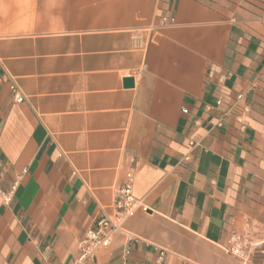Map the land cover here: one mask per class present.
I'll return each instance as SVG.
<instances>
[{
	"label": "crops",
	"instance_id": "obj_1",
	"mask_svg": "<svg viewBox=\"0 0 264 264\" xmlns=\"http://www.w3.org/2000/svg\"><path fill=\"white\" fill-rule=\"evenodd\" d=\"M133 169L90 264H264V0H1L0 264H70Z\"/></svg>",
	"mask_w": 264,
	"mask_h": 264
},
{
	"label": "built area",
	"instance_id": "obj_2",
	"mask_svg": "<svg viewBox=\"0 0 264 264\" xmlns=\"http://www.w3.org/2000/svg\"><path fill=\"white\" fill-rule=\"evenodd\" d=\"M1 2V0H0ZM166 22L174 23L175 19L171 18ZM11 94L13 97V101L16 104H21L25 101V97L23 96L20 88L13 83L11 85ZM246 101V94L241 93L235 97L233 105L226 111L222 113V117L216 123V128H222L224 126V122L229 117L233 116L236 112L240 111L243 113H249V106L242 103ZM218 104H222V100H218ZM192 148H195L196 143H190ZM186 160H189V157H186ZM134 183H135V170H131L126 175L125 183L116 189V198L113 205L115 215L114 218L103 217L99 219L95 226L88 229L84 235V238L80 241L78 247V253L76 257L72 260L70 264H90L92 263L96 255L99 251L103 249H107L111 245L112 237L116 232L127 234L124 229L125 222L136 212L139 210L145 211L139 202L134 197ZM17 185H14L11 193L14 192ZM10 193V194H11ZM10 201L9 195L6 196V202ZM241 247L242 245L238 243L235 249H232L230 252L239 257L241 256ZM129 251L125 252V255H128ZM163 254H161L160 260L162 259Z\"/></svg>",
	"mask_w": 264,
	"mask_h": 264
},
{
	"label": "water",
	"instance_id": "obj_3",
	"mask_svg": "<svg viewBox=\"0 0 264 264\" xmlns=\"http://www.w3.org/2000/svg\"><path fill=\"white\" fill-rule=\"evenodd\" d=\"M125 86H126V87H131V86H133V80H132V79H127L126 82H125Z\"/></svg>",
	"mask_w": 264,
	"mask_h": 264
}]
</instances>
